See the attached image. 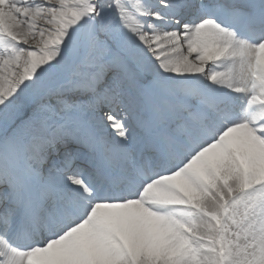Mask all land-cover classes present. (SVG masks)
<instances>
[{
    "label": "snow or ice",
    "instance_id": "1",
    "mask_svg": "<svg viewBox=\"0 0 264 264\" xmlns=\"http://www.w3.org/2000/svg\"><path fill=\"white\" fill-rule=\"evenodd\" d=\"M0 264H264V0H0Z\"/></svg>",
    "mask_w": 264,
    "mask_h": 264
}]
</instances>
